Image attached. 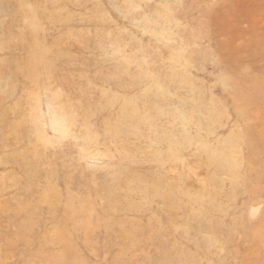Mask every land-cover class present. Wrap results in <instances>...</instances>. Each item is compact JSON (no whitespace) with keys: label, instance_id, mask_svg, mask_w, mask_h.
<instances>
[{"label":"rangeland","instance_id":"374dc122","mask_svg":"<svg viewBox=\"0 0 264 264\" xmlns=\"http://www.w3.org/2000/svg\"><path fill=\"white\" fill-rule=\"evenodd\" d=\"M0 264H264V0H0Z\"/></svg>","mask_w":264,"mask_h":264}]
</instances>
